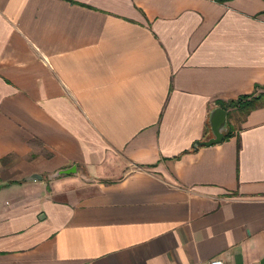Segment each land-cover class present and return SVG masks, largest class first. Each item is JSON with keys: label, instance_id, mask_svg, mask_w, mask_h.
Wrapping results in <instances>:
<instances>
[{"label": "crops", "instance_id": "1", "mask_svg": "<svg viewBox=\"0 0 264 264\" xmlns=\"http://www.w3.org/2000/svg\"><path fill=\"white\" fill-rule=\"evenodd\" d=\"M259 93L264 0H0V264H264Z\"/></svg>", "mask_w": 264, "mask_h": 264}, {"label": "water", "instance_id": "2", "mask_svg": "<svg viewBox=\"0 0 264 264\" xmlns=\"http://www.w3.org/2000/svg\"><path fill=\"white\" fill-rule=\"evenodd\" d=\"M208 126L210 130L211 137L202 142H196L193 145V149H197L200 146H211V145H216L219 144L223 141L225 134L227 133L228 130V123H227V113L225 110H223L221 107H214L208 115ZM75 169H66L59 171L56 173V175H66L70 173H74ZM40 177L37 175H32L30 177L31 180H37Z\"/></svg>", "mask_w": 264, "mask_h": 264}, {"label": "trees", "instance_id": "3", "mask_svg": "<svg viewBox=\"0 0 264 264\" xmlns=\"http://www.w3.org/2000/svg\"><path fill=\"white\" fill-rule=\"evenodd\" d=\"M219 4H225L231 0H213ZM218 107H221L227 113V119L229 118L230 110L234 109L238 112L239 116L244 117L248 115L251 111L255 110L256 108L264 105V93H259L257 95L250 94L240 96L235 101L229 102H218ZM233 128L228 125L227 133L224 136V139L231 136ZM223 139V140H224Z\"/></svg>", "mask_w": 264, "mask_h": 264}, {"label": "rangeland", "instance_id": "4", "mask_svg": "<svg viewBox=\"0 0 264 264\" xmlns=\"http://www.w3.org/2000/svg\"><path fill=\"white\" fill-rule=\"evenodd\" d=\"M241 116H239L238 112L234 109H231L230 110V114H229V118L232 120V121H239Z\"/></svg>", "mask_w": 264, "mask_h": 264}, {"label": "built area", "instance_id": "5", "mask_svg": "<svg viewBox=\"0 0 264 264\" xmlns=\"http://www.w3.org/2000/svg\"><path fill=\"white\" fill-rule=\"evenodd\" d=\"M205 264H231V263H227L223 259L216 258V259H212V260L208 261Z\"/></svg>", "mask_w": 264, "mask_h": 264}]
</instances>
